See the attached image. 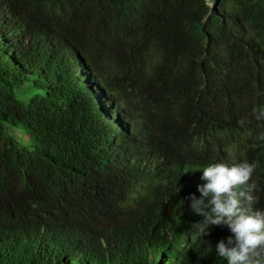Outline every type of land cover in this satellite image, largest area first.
<instances>
[{"label":"trees","instance_id":"trees-1","mask_svg":"<svg viewBox=\"0 0 264 264\" xmlns=\"http://www.w3.org/2000/svg\"><path fill=\"white\" fill-rule=\"evenodd\" d=\"M249 36L264 0H0V264H227L187 183L139 174L84 83L135 102L161 76L186 131L215 135Z\"/></svg>","mask_w":264,"mask_h":264},{"label":"clouds","instance_id":"clouds-1","mask_svg":"<svg viewBox=\"0 0 264 264\" xmlns=\"http://www.w3.org/2000/svg\"><path fill=\"white\" fill-rule=\"evenodd\" d=\"M250 38L237 41L242 54L234 53V92L223 107L229 119L215 135L186 131V122L177 121L182 99L159 100L168 95L161 76L151 91L134 93L135 102L84 83L94 110L116 141L128 145L127 160L139 174L159 189L172 190L180 178L187 183L190 208L201 216L199 234L212 227L221 232L215 258L227 264H264V37ZM140 69L151 81L152 63Z\"/></svg>","mask_w":264,"mask_h":264},{"label":"rangeland","instance_id":"rangeland-1","mask_svg":"<svg viewBox=\"0 0 264 264\" xmlns=\"http://www.w3.org/2000/svg\"><path fill=\"white\" fill-rule=\"evenodd\" d=\"M16 135L18 136V140L26 145V146H31L32 144V139L29 137V135L25 132L24 128H18L17 131L15 132Z\"/></svg>","mask_w":264,"mask_h":264}]
</instances>
